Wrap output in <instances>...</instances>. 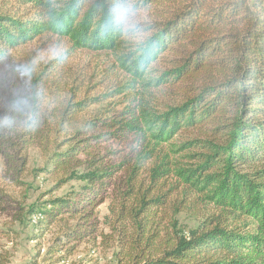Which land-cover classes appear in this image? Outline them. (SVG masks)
<instances>
[{"label":"trees","instance_id":"obj_1","mask_svg":"<svg viewBox=\"0 0 264 264\" xmlns=\"http://www.w3.org/2000/svg\"><path fill=\"white\" fill-rule=\"evenodd\" d=\"M43 35L74 50H119L131 75L158 72L143 85L181 96L161 111L124 107L80 120L96 102L74 93L45 101L47 83L60 95L72 77L67 58L0 77V152L16 151L24 165L36 147L45 157L37 172L59 175L55 187L81 182L29 209V221L41 215L37 225L73 222L43 264L55 254L66 263L82 241L98 238L114 264H264V0H0V63ZM187 131L195 137L171 143L168 151L179 153L172 159L161 145ZM130 135L135 147L112 162L119 152L111 143ZM181 212L198 225L185 231Z\"/></svg>","mask_w":264,"mask_h":264},{"label":"rangeland","instance_id":"obj_2","mask_svg":"<svg viewBox=\"0 0 264 264\" xmlns=\"http://www.w3.org/2000/svg\"><path fill=\"white\" fill-rule=\"evenodd\" d=\"M136 39L137 37H134L125 43L128 45V50L131 42L134 43ZM58 56L67 58L66 64L72 71V77L61 82L60 95H57L52 90V85L47 83L44 89L45 101L50 100L51 97L56 99L55 96L60 101L66 100L74 93L76 101L84 100L87 105L96 102L80 115V120L88 119L100 110L121 111L124 107L133 109L148 105L154 111L157 109L161 111L164 105L173 104L175 100L181 98L175 92L176 90L169 88L168 85H143L145 78L156 77L158 72L152 70L144 79L131 75L126 69L127 59L123 60L119 50H74L66 39L57 36H39L10 51L0 63V77L5 75L10 78L16 67L21 68L28 63L41 68L47 61ZM156 67L163 69L160 65ZM16 82L19 83V79ZM22 87L20 82V90L17 88L20 97L24 96ZM89 97H96V99H85ZM97 98L100 99L99 102ZM192 137L195 135L189 131L176 135L169 143L161 145L162 150L168 152L172 159H176L179 153L169 152L168 149L171 147L169 145ZM134 138V135H130L127 142L123 144L111 143L119 153L112 156L110 160L119 161L130 148L135 147ZM19 158L16 151L0 152V196H2L0 205L4 207V210L0 209V261L6 264H29L31 261H34V264H43V254L47 246L66 229L67 224L72 225L73 222L56 219L34 225L28 220L29 209L33 205L43 204L46 199L77 191L81 182L71 180L60 187H55L59 175L37 172L43 167L45 157L36 147L28 149L24 165L19 164ZM22 168L24 170L20 171ZM149 168L148 164L147 170L141 173L144 188L149 185L147 179ZM120 175L126 176L123 170ZM174 179L173 177L172 180ZM171 195L174 197L175 193ZM96 213L99 219L107 214V199L96 207ZM177 219L185 231L198 225V218L189 212L177 214ZM99 241L100 238L95 244L86 240L82 241L77 250L66 259L68 263L60 264H114L112 247L98 245ZM59 257L60 254H55L47 259L50 261L46 264H58L56 261Z\"/></svg>","mask_w":264,"mask_h":264},{"label":"built area","instance_id":"obj_3","mask_svg":"<svg viewBox=\"0 0 264 264\" xmlns=\"http://www.w3.org/2000/svg\"><path fill=\"white\" fill-rule=\"evenodd\" d=\"M40 219H41V215L35 214V215H33V216L30 217V223L35 225V224H37V222ZM66 263H68V262H66Z\"/></svg>","mask_w":264,"mask_h":264}]
</instances>
